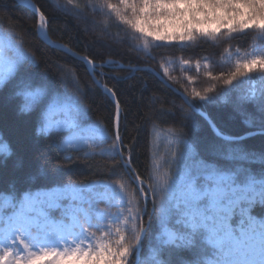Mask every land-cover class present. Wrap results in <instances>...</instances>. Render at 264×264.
Listing matches in <instances>:
<instances>
[{
  "label": "snow or ice",
  "instance_id": "snow-or-ice-1",
  "mask_svg": "<svg viewBox=\"0 0 264 264\" xmlns=\"http://www.w3.org/2000/svg\"><path fill=\"white\" fill-rule=\"evenodd\" d=\"M67 3L72 5L73 0ZM103 3L122 24L145 37L146 48L147 37L184 42L197 35L215 37L225 27L229 34L247 35V30H255L257 47L264 53V0H118V4L103 0ZM30 7L37 19L38 35L46 40L50 18L40 7ZM7 19L12 17H0V21ZM208 21H215L217 27L212 31L196 27ZM168 27L182 31L178 35L159 34ZM22 28V23L12 24L7 37L0 38V116L11 112L15 121L30 128L34 141H46V147L55 146L59 152L60 138L67 135V143L71 145L80 122L90 118L89 110L78 95H68L61 87L66 74L64 68L57 66L55 73L47 68L41 70L42 63L48 62L37 59V56L42 57L40 50L35 49L33 53L24 50ZM228 38L236 37L229 35ZM48 44L68 51L65 46L51 41ZM167 46L154 45L156 48ZM7 52L11 55H6ZM79 59L88 66L86 70L93 75V83L107 93L109 104L114 105L115 111L110 113L112 135L104 137L105 141L112 139L108 158L115 162L114 167L125 170L124 175L133 190L127 192L122 183L116 186L119 191L114 192L113 199L118 203L110 206L119 211L101 212L95 223L87 218L83 223L73 219L57 229L52 228L48 217L36 207V199L26 193L19 210L5 219L7 228L0 238V264H143L138 254L157 223L159 233L154 238L152 264H264V215L258 219L254 214L257 205L259 212L264 213V171L257 180L256 175L243 166V162L255 158L264 161V145L259 152L244 147L250 138L264 137V92L258 98H241L233 112L245 101L252 104L256 112L244 116L247 129L242 134H229L220 128L218 117L207 108L223 94L217 92L215 84L203 91L185 88L181 93L177 90L175 94L187 105V111L176 108L173 103L175 111L167 110L162 114L171 116L183 129L195 125L193 113L199 112L203 124L215 129L221 141L233 146L229 147L227 158L236 166H217L200 160L192 164L181 148L172 153L175 170L170 166V174L160 176L146 168L148 175L142 178L133 167L134 146L126 143L121 135L125 127L122 121L127 116L126 108L122 111L123 101L114 88L100 85L95 79L97 75H105L97 69L106 65H97L88 56ZM257 66L264 70V54L237 60L226 78L223 74L213 76L211 72L206 75L223 85H233L237 78L247 76ZM177 113L183 114L179 120ZM174 135L180 143L185 134L177 131ZM100 155L103 156V151ZM23 166L24 158L20 156L15 167ZM32 212H37L38 216L29 215ZM34 227L40 230L39 234L33 232ZM208 255L212 258L206 259Z\"/></svg>",
  "mask_w": 264,
  "mask_h": 264
},
{
  "label": "trees",
  "instance_id": "trees-1",
  "mask_svg": "<svg viewBox=\"0 0 264 264\" xmlns=\"http://www.w3.org/2000/svg\"><path fill=\"white\" fill-rule=\"evenodd\" d=\"M75 1L76 3L69 5L67 0H31L50 18L46 28L50 41L65 46L81 57L88 56L96 64L106 65L97 69V72L105 75H97L95 79L99 80L100 85L114 88L123 101L122 111L126 108L127 116L122 121L125 127L121 135L125 137L126 143L134 146L133 167L142 178L148 175L146 168L160 176L170 174V166L175 170L172 153L181 148L192 164L200 160L217 166L235 167V162L227 158L228 149L233 146L217 138L210 127L203 124L199 115L193 113L194 126L181 129L171 116L162 114L167 110L174 112L173 103L176 108L187 111V105L182 103L178 95L159 82L150 71H134L119 68L118 65L150 68L181 93L185 88L189 91L192 88L203 91L215 84L217 92L223 94L217 96L215 103L207 106L208 110L218 117L217 123L226 133L242 134L247 129L244 116L255 113L256 109L245 101L240 104L237 112L232 110L241 98H258L264 92V72L254 69L247 76L237 78L233 85L213 81L206 73L211 72L213 76L223 74L226 78L235 65L224 62L225 54L230 52L246 55L258 48L259 42L254 39L256 31L247 30V35L231 34L235 39H229L228 35L221 33L209 38L196 36L188 44H169L161 48L153 45L146 48L135 32L122 24L115 14L108 12L103 0ZM111 2L118 4V0ZM85 5L88 7L85 8ZM5 16L12 19L0 21V37H7L12 24L22 23L24 50L27 53L40 50L42 57L37 56V59L42 58L48 62L42 63L41 70L47 68L49 72L55 73L57 66L66 70L61 87L68 95L76 94L80 97L82 105L89 110L90 118L80 122L77 136L71 145L67 143V135L60 138V150L57 152L55 146L46 147V141H34L30 128L15 121L11 112L6 111L0 116V237L6 232L5 219L19 210L20 201L26 193L36 199V207L48 217L53 229L66 226L73 219L83 223L87 218L95 223L101 212H115L117 209L100 197L95 199L91 192L81 190L71 197L63 191L103 183L116 192L119 191L116 186L122 183L127 192H132L133 187L124 175L125 170L114 167L115 162L108 158L112 139H104L112 135L110 113H114V105L109 104L108 96L93 83L84 63L49 48L38 39L37 19L32 11L16 0H0V17ZM6 55L11 53L7 52ZM177 61H188L190 68L175 67L167 74L162 72L168 62ZM202 63L204 66L197 70L193 67ZM189 77L192 78L191 82ZM85 92L86 95H81ZM182 115L177 113L176 119L179 120ZM177 131L185 134L180 143H177L174 135ZM262 145V136H254L244 143V147L253 152H259ZM102 151L103 156L100 155ZM9 152L11 155L7 154ZM20 156L24 158V166L17 168L15 162ZM243 166L256 175L257 180L261 178L264 161L255 158L243 162ZM94 192L97 195L107 194L108 190L95 186ZM254 214L258 219L264 215L259 212V205ZM29 215L36 217L38 213L32 212ZM114 229L115 225L113 231ZM32 230L35 234L40 233L38 228L34 227ZM158 233L157 223L138 254V259L143 264H152L155 255L154 238ZM96 235L99 236L100 233ZM205 258L212 257L208 255Z\"/></svg>",
  "mask_w": 264,
  "mask_h": 264
},
{
  "label": "rangeland",
  "instance_id": "rangeland-1",
  "mask_svg": "<svg viewBox=\"0 0 264 264\" xmlns=\"http://www.w3.org/2000/svg\"><path fill=\"white\" fill-rule=\"evenodd\" d=\"M73 3H76L75 0H73ZM202 19V17H201ZM155 23V22H154ZM196 27L198 28H201V29H206V30H209V31H212L214 30L216 27H217V24L215 21H208L206 23H203L201 25H197ZM182 30H180L179 28H173V27H168L167 29L165 30H162L159 34L160 35H165V34H175V35H178L180 34ZM221 33H225L226 35H231L229 34L227 31H226V28L225 27H222L221 28ZM221 33H217V35L221 34ZM137 36L141 39V42L142 44L145 46V37L143 36H140L139 33H136ZM234 34V33H232ZM146 36V34H145ZM197 36H200V35H197ZM202 37H205V36H202ZM1 38V37H0ZM206 38H209V37H206ZM191 40L189 41H184V42H180L178 40H175V41H157L155 40L153 37H147V43H148V46H153V45H156V44H166V45H169V44H179V45H183V44H188L190 43ZM253 54H256V55H261V54H264V53H261L260 49L259 48H254L251 52H249L248 54L246 55H242V54H239V53H226L225 56H224V62H231L232 64L235 65L236 61L237 60H244L245 58H251V56ZM204 66V64H200L199 65V68ZM175 67H178L180 69H189L190 66L188 64H184L183 62H180V61H177V62H168L163 68H162V72L163 73H167L170 69H174ZM193 67L197 70L199 68H197V65H193ZM258 70L259 67L257 66ZM264 72V70H262ZM96 137L98 138H101L102 136L101 135H95ZM95 186H99L103 189H106L108 190V193L107 194H98L94 192V188ZM86 191V192H91L92 194V197H94L95 199H99V197L103 200H105L108 204L110 205H115L118 203L117 200L113 199V194L115 191H113L112 189L109 188L108 185L106 184H103V183H100L98 185L96 184H90V185H86V186H83L80 190L78 191H64L65 193L68 194V196H73L74 194L78 193L79 191ZM118 192V191H116ZM117 210L116 211H119V209L117 207H115ZM115 211V212H116ZM99 217V215H97V218Z\"/></svg>",
  "mask_w": 264,
  "mask_h": 264
},
{
  "label": "water",
  "instance_id": "water-1",
  "mask_svg": "<svg viewBox=\"0 0 264 264\" xmlns=\"http://www.w3.org/2000/svg\"><path fill=\"white\" fill-rule=\"evenodd\" d=\"M17 2H18L19 4H21V5H23L24 7H26L27 9H29L30 11H32L30 5H34V4L31 2V0H17ZM32 12H33V11H32ZM33 13H34V12H33ZM36 35H37L38 39H39L42 43H44L46 46H48L49 48H52V49L58 50V51H60V52H62V53H64V54H66V55H68V56H70V57H72V58H74V59H76V60L82 62V61L79 59V57H81V56H79L78 54L74 53L73 51H71V50L68 49V48H67L68 51L65 52V51L61 50L60 48H53V47H50L49 44H48V42L50 41V40L48 39V37H47L46 40H45L44 38H41V37L38 35V32H37V24H36ZM51 42H52V41H51ZM52 43H53V42H52ZM53 44H56V43H53ZM58 45H60V44H58ZM62 46H63V45H62ZM73 53H74L75 55H72ZM82 63H83V62H82ZM97 65H99V64H97ZM118 67H119V68H125V69H131V70H134V71L148 70V71H150V72L156 77V79H157L159 82H161L162 84H164V85H165L168 89H170L174 94H175V92L177 91L175 88H173L172 86H170L169 84H167V83L165 82L164 78H163L160 74L154 72V71H153L152 69H150V68H129V67H123L122 65H118ZM89 74H90V73H89ZM90 76L92 77V79L94 78L93 75L90 74ZM96 86H97V85H96ZM97 87H98V86H97ZM98 88H99L104 94L107 95V93H105L101 87H98ZM195 114L199 115V112H197V113H195ZM199 116H200V115H199ZM210 129H211L212 133L216 136L215 129H213V128H211V127H210ZM216 137H217V136H216ZM217 138H218V137H217Z\"/></svg>",
  "mask_w": 264,
  "mask_h": 264
}]
</instances>
